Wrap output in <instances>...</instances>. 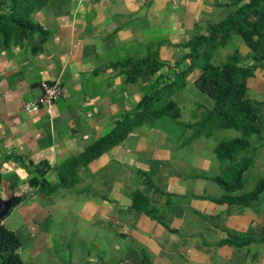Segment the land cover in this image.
I'll use <instances>...</instances> for the list:
<instances>
[{
    "label": "crops",
    "instance_id": "0c3cea01",
    "mask_svg": "<svg viewBox=\"0 0 264 264\" xmlns=\"http://www.w3.org/2000/svg\"><path fill=\"white\" fill-rule=\"evenodd\" d=\"M248 2L49 0L34 12L48 33L42 49L34 53L28 42L0 49V223L20 238L25 261L264 264V238L240 246L220 243L230 232L242 236L264 229V188L248 203L216 200L249 193L264 179V127L258 136H246L249 146L239 157L251 162L237 188H225L214 177L231 162L221 161L215 146L241 132L218 129L191 138L192 127L179 123H193L213 103L209 97L205 105L193 103L183 93L196 88L201 73L190 66L184 43L208 34L211 25ZM234 52L243 65L256 63L237 32L212 60L220 64ZM152 54L163 65L150 78L128 82L124 61ZM186 70L184 86L171 93L181 115L190 110L186 121L149 120L98 156L66 163L83 157L99 138H114L117 122L133 116L156 77L160 88ZM41 80L67 90L50 116L21 109L23 100L39 95ZM246 95L264 113V59L247 78ZM41 161L49 164L48 187L29 182ZM135 191L146 195L155 217L133 207Z\"/></svg>",
    "mask_w": 264,
    "mask_h": 264
},
{
    "label": "trees",
    "instance_id": "16d2710c",
    "mask_svg": "<svg viewBox=\"0 0 264 264\" xmlns=\"http://www.w3.org/2000/svg\"><path fill=\"white\" fill-rule=\"evenodd\" d=\"M48 2L49 0H0V49L28 42L34 53L39 52L48 33L43 25L35 20L34 12ZM232 32L242 35L256 63L243 65L238 52H234L220 64L213 62L214 51L226 43ZM217 35L218 39L215 38ZM184 45L190 49L187 55L191 61L190 66H199L201 71L195 84L213 103L210 107L205 106L193 123L178 122L183 127H192L191 138L210 136L218 129L232 128L241 132L239 136L221 139L215 146L217 157L221 161L229 160L231 163L224 167L223 174L215 176L214 179L225 188H237L242 173L251 162L249 158L239 157L249 146L246 136H258L264 127V113L258 111L246 95V80L253 75L255 67L264 59V0H249L239 11L211 25L208 34L195 35ZM162 65L163 63L152 54L146 59H127L123 66L127 73V81L132 82L141 76L152 77ZM187 73V70L178 73L175 81L160 88V78L156 77L151 84L148 97L141 100V105L137 107L133 116L117 122L114 138L110 135L99 138L83 157L69 159L66 163L71 161L80 163L90 156H98L104 146L114 143L117 137L124 138L133 127L146 124L149 120L167 116L177 121L181 111L176 101L171 98V93L184 86ZM66 163L61 170L62 174L67 171ZM48 170L47 161L36 163L34 174L29 180L30 184L48 187L49 183L45 179ZM62 182L67 184L66 181ZM263 188L264 179H261L257 188L249 193L222 196L216 200L248 203L253 201ZM132 197L135 209L155 217L154 208L147 207L146 195L142 191H135ZM228 235L229 237L220 243H234L240 246L256 239H263L264 229L242 236L233 232ZM20 245L21 241L17 234L0 223V264H29L18 252Z\"/></svg>",
    "mask_w": 264,
    "mask_h": 264
},
{
    "label": "built area",
    "instance_id": "2783aa9c",
    "mask_svg": "<svg viewBox=\"0 0 264 264\" xmlns=\"http://www.w3.org/2000/svg\"><path fill=\"white\" fill-rule=\"evenodd\" d=\"M40 93L31 101L23 100L21 109L26 113L44 112L46 115H52L56 109V103L59 98L67 96V90L59 82H49L41 80Z\"/></svg>",
    "mask_w": 264,
    "mask_h": 264
},
{
    "label": "rangeland",
    "instance_id": "374dc122",
    "mask_svg": "<svg viewBox=\"0 0 264 264\" xmlns=\"http://www.w3.org/2000/svg\"><path fill=\"white\" fill-rule=\"evenodd\" d=\"M183 90V93H186L187 95H189V97H191L192 99H189V101L193 102V103H196L197 102H202L204 105H205V100L208 99V96L206 94H203L196 86H193L191 88H186V89H182ZM209 105V104H208ZM197 106V105H196ZM196 106H193L192 110L193 111H196L197 108H199V106H197L196 109H194ZM190 110L188 109L187 107V110L186 111H183L182 115H181V120L182 121H186L188 116H189V112ZM221 132H224V130H220V131H216L215 132V135H219V133ZM222 174H223V171H222Z\"/></svg>",
    "mask_w": 264,
    "mask_h": 264
}]
</instances>
